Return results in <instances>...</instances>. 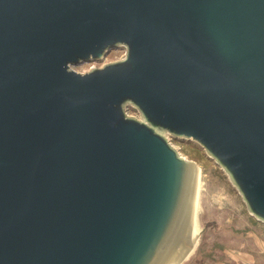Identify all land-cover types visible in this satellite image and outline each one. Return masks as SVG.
<instances>
[{"label": "water", "instance_id": "water-1", "mask_svg": "<svg viewBox=\"0 0 264 264\" xmlns=\"http://www.w3.org/2000/svg\"><path fill=\"white\" fill-rule=\"evenodd\" d=\"M166 134L264 224V0H0V264H183L199 169Z\"/></svg>", "mask_w": 264, "mask_h": 264}, {"label": "rangeland", "instance_id": "rangeland-1", "mask_svg": "<svg viewBox=\"0 0 264 264\" xmlns=\"http://www.w3.org/2000/svg\"><path fill=\"white\" fill-rule=\"evenodd\" d=\"M124 58V48L110 50L101 62L83 63L72 69L87 73ZM128 117L140 120L138 111L132 107L125 111ZM171 147L187 161L194 162L199 169L197 229H203L197 245H204L203 263L227 260L226 253L242 251L253 253L259 244H264V224L247 213L240 195L227 181L220 166L198 144L191 140L173 139L164 135ZM194 143V144H193ZM196 249V247H195ZM194 252V251H193ZM209 254V255H208ZM199 258V257H198ZM184 263H190L186 260ZM183 263V264H184ZM191 264V263H190Z\"/></svg>", "mask_w": 264, "mask_h": 264}, {"label": "crops", "instance_id": "crops-1", "mask_svg": "<svg viewBox=\"0 0 264 264\" xmlns=\"http://www.w3.org/2000/svg\"><path fill=\"white\" fill-rule=\"evenodd\" d=\"M228 261L231 264H264V244L261 243L253 253L242 251H230L226 253ZM209 264H224V262L217 261Z\"/></svg>", "mask_w": 264, "mask_h": 264}, {"label": "trees", "instance_id": "trees-1", "mask_svg": "<svg viewBox=\"0 0 264 264\" xmlns=\"http://www.w3.org/2000/svg\"><path fill=\"white\" fill-rule=\"evenodd\" d=\"M194 144V143H193ZM204 246V245H203ZM203 246L202 245H198L196 246V249L194 250V252L190 255V257L187 259L188 262H190L191 264H209V263H212L214 262L213 260H209L210 262L208 263H203L202 262V259H204V257H206L207 259H209V256H205L207 253H205L206 249L204 250L203 249ZM207 252V251H206ZM199 257V258H198ZM221 262H224V264H231L228 259L225 261V260H221ZM190 263H187V264H190ZM186 264V263H184Z\"/></svg>", "mask_w": 264, "mask_h": 264}, {"label": "bare ground", "instance_id": "bare-ground-1", "mask_svg": "<svg viewBox=\"0 0 264 264\" xmlns=\"http://www.w3.org/2000/svg\"><path fill=\"white\" fill-rule=\"evenodd\" d=\"M198 189H199V187H198ZM198 197V196H197ZM198 198L196 199V201H195V208H194V217H193V221H194V229H195V232L197 233V236H196V238H195V243H196V239H197V237L199 236V233H200V230L199 229H197V215H198Z\"/></svg>", "mask_w": 264, "mask_h": 264}]
</instances>
